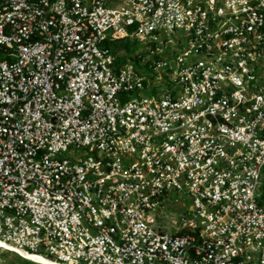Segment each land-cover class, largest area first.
<instances>
[{"label":"built area","instance_id":"2783aa9c","mask_svg":"<svg viewBox=\"0 0 264 264\" xmlns=\"http://www.w3.org/2000/svg\"><path fill=\"white\" fill-rule=\"evenodd\" d=\"M263 184L264 0H0V240L264 264ZM181 191L190 211L164 217Z\"/></svg>","mask_w":264,"mask_h":264},{"label":"rangeland","instance_id":"374dc122","mask_svg":"<svg viewBox=\"0 0 264 264\" xmlns=\"http://www.w3.org/2000/svg\"><path fill=\"white\" fill-rule=\"evenodd\" d=\"M161 40H165L167 39H175L178 40V37L174 34H169L168 37H166V35H159ZM141 51H144V46L135 40V42H132L130 45V56H134L136 53H140ZM132 63H136L135 60L132 58L129 61H127V63H124L125 66H127V64L132 65ZM160 88H162V86H160ZM152 92V91H150ZM147 94V93H145ZM86 149H80L75 151V149L71 148L69 149L68 152H66L63 156H75V155H86ZM173 200H177L178 204H174L169 210H167V212H165V214H163L164 217H178L181 214H184L187 211H190L191 208V198L186 194L185 191H181V192H174V194L171 197ZM174 229H170L169 232H173ZM50 259V257H49ZM34 262H24L21 258H19L17 255H15L14 253L11 252H7V251H2L0 250V264H32ZM37 264V263H35Z\"/></svg>","mask_w":264,"mask_h":264},{"label":"bare ground","instance_id":"6f19581e","mask_svg":"<svg viewBox=\"0 0 264 264\" xmlns=\"http://www.w3.org/2000/svg\"><path fill=\"white\" fill-rule=\"evenodd\" d=\"M1 248H4L6 250H14L17 253H19L20 255H22V257L24 259H28L30 261H33L34 263H38V264H62V263H59L57 261L48 259L42 255H37V254H33L30 252L24 251L22 249H19L17 247H14V246L4 242L2 240H0V249Z\"/></svg>","mask_w":264,"mask_h":264},{"label":"trees","instance_id":"16d2710c","mask_svg":"<svg viewBox=\"0 0 264 264\" xmlns=\"http://www.w3.org/2000/svg\"><path fill=\"white\" fill-rule=\"evenodd\" d=\"M131 41H130V39H128V38H126V39H124V40H121L118 44H116V45H114V47H113V50L115 51V50H122V49H124L126 52H130V45H131ZM124 59H122L121 61H123ZM120 61V62H121ZM263 188H264V184H263ZM20 258V257H19ZM22 259V258H21ZM24 262H27V260H25V259H22ZM32 264H35V263H32Z\"/></svg>","mask_w":264,"mask_h":264},{"label":"clouds","instance_id":"9594fccd","mask_svg":"<svg viewBox=\"0 0 264 264\" xmlns=\"http://www.w3.org/2000/svg\"><path fill=\"white\" fill-rule=\"evenodd\" d=\"M0 250L14 253V254L17 255L18 257L24 259V258L22 257V255L18 254V253H17L16 251H14V250H6V249H4V248H1ZM48 259H49V258H48ZM25 260L30 261V260H28V259H25ZM30 262H33V261H30ZM37 264H38V263H37Z\"/></svg>","mask_w":264,"mask_h":264}]
</instances>
